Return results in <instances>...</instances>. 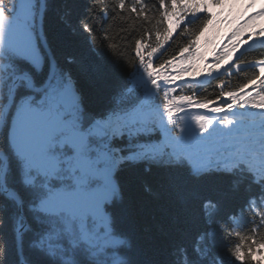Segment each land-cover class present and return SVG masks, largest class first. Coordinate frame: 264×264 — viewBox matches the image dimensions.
Listing matches in <instances>:
<instances>
[{
	"label": "snow or ice",
	"instance_id": "obj_1",
	"mask_svg": "<svg viewBox=\"0 0 264 264\" xmlns=\"http://www.w3.org/2000/svg\"><path fill=\"white\" fill-rule=\"evenodd\" d=\"M225 2L158 0V23L161 26L166 23L168 27L157 32L155 46H144L152 35L150 31L130 46L136 58L133 65L138 62L151 87L144 85L143 94H136L135 99L130 98L131 89L122 92L116 108L102 119L86 116L83 97L74 78L54 62L46 63L36 47L33 33L41 22L44 0H15L11 8L0 3V95L3 96L0 102V208L13 209V234L20 264H28L24 257L25 243L33 232L28 248L42 252L55 264H134L133 240L115 232L105 212L107 203L120 198L113 176L124 161H149L166 167L187 164L195 179L213 171L228 175L240 172L250 180L249 191L258 189V198H250L240 213L252 215L254 227L249 229L250 233L264 231V212L258 220L253 213V208L264 207V59L258 61L256 74L237 89L225 91L223 85H216L219 93L211 103L218 106L209 108V101H195L197 107L221 114L219 126L211 118L197 116L195 131L184 127L176 135L164 123L166 117L169 123L175 124L174 109L183 106L178 100L193 104L191 97L171 98L169 93L175 91L181 74H199L198 62L204 60L198 51L199 39L217 22L213 8ZM136 4L141 7H133L131 11L148 21L147 5L142 0H136ZM119 7L124 9V0H120ZM197 17L200 28L195 38L180 47L178 55L157 66L154 62L157 50L164 48L174 32L186 31L184 25L189 18ZM256 18H264V8L231 32L228 43L215 54L214 68L219 70L222 62L228 64L233 59V53L246 42L241 39L244 29ZM83 30L93 32L87 22ZM256 34L264 37V31ZM251 38L250 33L247 39ZM236 69L244 71L238 64ZM94 70L98 76L105 73L102 64H97ZM205 71L209 77L219 79V75L230 69L225 68L216 76L211 69ZM153 89L164 90L163 113L153 103ZM229 114L234 119L228 118ZM123 136L157 138L137 143L124 156L118 149L106 150L108 141ZM241 183L232 182L233 193L239 191ZM220 207V201L201 203L206 222H212ZM202 238L211 244L212 233L206 232ZM245 243L246 249L238 243L228 253L235 262L252 264V257L264 249V236L259 239L250 236ZM75 251L84 255L82 262L69 255ZM195 251L203 258L209 248L197 246ZM176 255L178 264H193L185 248L176 249ZM4 256L5 244L0 236V264Z\"/></svg>",
	"mask_w": 264,
	"mask_h": 264
},
{
	"label": "trees",
	"instance_id": "obj_2",
	"mask_svg": "<svg viewBox=\"0 0 264 264\" xmlns=\"http://www.w3.org/2000/svg\"><path fill=\"white\" fill-rule=\"evenodd\" d=\"M119 3L120 0H45L42 23L48 48L58 68L74 78L79 94L83 97L85 113L90 118H104L116 108L118 97L127 89L132 91L130 98L135 99L136 94H143L144 85L151 87L138 62L133 65L136 58L130 46H134L135 40L148 31L152 35L147 38L144 46H155L157 32L168 27L166 23L163 26L158 23V0H142V4L148 7V21L131 11L133 7H141L136 4V0H124V9H120ZM262 8L264 0H226L224 4L213 8L217 13V22L199 39L198 51L204 57L202 62H198L199 74H181L175 91L169 93L171 98L188 96L194 101L191 105L177 101L183 106L174 109L175 124L164 119L171 132L179 135L184 127L194 131L197 129L196 117L203 115L195 101H209V107L218 106V103H211L217 100V84L223 85L225 91H232L256 74L258 61L264 59V43H260L264 37L256 34L264 31V18H256L250 27L244 29L241 39L246 42H242L237 51L249 40L258 42L240 54L239 60L235 59L232 65L225 67L222 62L217 70L213 67L214 60L207 63L205 56L212 54L214 58L223 45L228 43L227 37L231 32ZM85 22L92 27L91 34L83 30ZM184 27L186 31L182 34L174 32L164 48L154 54L157 66L178 55L179 48L187 46L195 38L194 34L200 28V18H189ZM250 33L252 38L247 39ZM208 40L212 42L206 43ZM97 64L103 65V76L95 72ZM237 64L244 71L238 72ZM225 68L230 71L219 75ZM205 69H211L213 76L219 75V79L209 77ZM200 79L205 80L201 83ZM152 91L153 103L163 113L164 90ZM213 121L219 126V120ZM156 138L139 136L129 139L123 136L113 139L112 147L124 156L132 152L137 143L151 142ZM113 178L120 198H113L106 208V214L111 218L115 232L133 240L134 264H178L176 249L181 247L186 249L193 264H243V261L235 262L228 250L235 248L238 243L246 249L245 240L250 236L255 239L264 236V231L250 233L249 229L254 227L251 223L252 215L240 213L250 198H258V189L249 191L250 180L240 172L228 175L213 171L195 179L190 175L187 164L166 167L149 161H124ZM234 180L242 181L237 193L232 192ZM204 201H220L221 204L220 211L213 216L211 223L206 222L201 210ZM0 211L3 212L0 236L5 244L3 264H20L13 234V209L5 206ZM261 212H264V207L253 208L257 220ZM231 215L236 216L233 218ZM209 231L212 233L211 244L202 238ZM34 235L35 232L30 233L25 243L24 257L28 264H55L42 252L28 248ZM197 246L209 248L207 256L199 257L195 251ZM72 254L69 253L74 260L82 262L85 259L78 251ZM257 261L264 264V260L252 257V264Z\"/></svg>",
	"mask_w": 264,
	"mask_h": 264
},
{
	"label": "flooded vegetation",
	"instance_id": "obj_3",
	"mask_svg": "<svg viewBox=\"0 0 264 264\" xmlns=\"http://www.w3.org/2000/svg\"><path fill=\"white\" fill-rule=\"evenodd\" d=\"M15 2V0H0V3H2L6 8H11L12 7V5H13V3ZM42 30H43V23H42ZM34 40H35V44H36V47H37V49H38V51H39V53H40V55L42 56V57H44V59H45V62L47 63L48 61H49V59H48V56H47V54H46V52H45V50H44V48H43V46H42V44H41V40H40V38H39V33H38V25L36 26V28L34 29ZM43 36H44V39H45V41H46V37H45V35H44V31H43ZM46 43H47V41H46ZM48 46V45H47ZM55 62V61H54ZM56 64V63H55ZM56 66H57V64H56ZM58 67V66H57ZM0 88H2V85H0ZM3 101V96L2 95H0V102H2ZM86 114V116L87 117H89L88 115H87V113H85ZM90 118V117H89ZM2 130V129H1ZM112 142H113V140H111L110 141V144L112 145ZM16 182V181H15ZM15 182H13L14 184H15ZM110 203H107L106 205H105V212H106V208H107V206L109 205Z\"/></svg>",
	"mask_w": 264,
	"mask_h": 264
},
{
	"label": "water",
	"instance_id": "obj_4",
	"mask_svg": "<svg viewBox=\"0 0 264 264\" xmlns=\"http://www.w3.org/2000/svg\"><path fill=\"white\" fill-rule=\"evenodd\" d=\"M44 5H45V0H44ZM45 10V9H44ZM43 15H44V12H43ZM43 15H42V18H41V22L38 24V33H39V38H40V40H41V44H42V46H43V48H44V50H45V52H46V54H47V56H48V59L50 60V61H52V62H54V60H53V58H52V55H51V53H50V50H49V48H48V46H47V43H46V41H45V39H44V36H43V30H42V20H43ZM54 64H55V62H54ZM56 65V64H55ZM1 130V129H0ZM19 257V256H18ZM19 261H20V257H19Z\"/></svg>",
	"mask_w": 264,
	"mask_h": 264
},
{
	"label": "rangeland",
	"instance_id": "obj_5",
	"mask_svg": "<svg viewBox=\"0 0 264 264\" xmlns=\"http://www.w3.org/2000/svg\"><path fill=\"white\" fill-rule=\"evenodd\" d=\"M106 150H107V151H112V150H113V147H112V145L110 144V141H108L107 144H106ZM72 253H74V252H70V254H72ZM72 255H73V254H72ZM254 258H255L256 260L263 261V260H264V249H262L261 251H259V254L256 255V256H254Z\"/></svg>",
	"mask_w": 264,
	"mask_h": 264
}]
</instances>
